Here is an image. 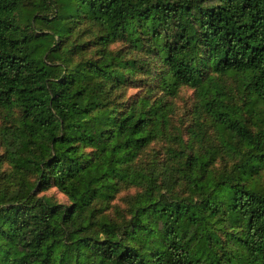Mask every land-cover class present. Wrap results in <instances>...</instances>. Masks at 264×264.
<instances>
[{"label": "trees", "instance_id": "obj_1", "mask_svg": "<svg viewBox=\"0 0 264 264\" xmlns=\"http://www.w3.org/2000/svg\"><path fill=\"white\" fill-rule=\"evenodd\" d=\"M0 121V264H264V0H0Z\"/></svg>", "mask_w": 264, "mask_h": 264}, {"label": "rangeland", "instance_id": "obj_2", "mask_svg": "<svg viewBox=\"0 0 264 264\" xmlns=\"http://www.w3.org/2000/svg\"><path fill=\"white\" fill-rule=\"evenodd\" d=\"M120 47L121 45L119 44L117 46L115 45L113 48ZM216 82L221 87H223L224 91L228 94L229 98H231L232 101H238L240 96L235 99V92L238 88V79L234 75L217 78ZM138 93L140 92L135 90L130 94L136 95ZM168 103L172 106L173 109L170 113V122L167 125L164 134L160 136L158 140L153 142L150 148L147 149L146 153L142 157V160H156L157 162H163L169 159V153L172 150H187L189 147L190 149H192L193 146L191 145L190 140L191 131H198V128L195 126V122L197 121L202 124L204 132L211 142L218 143V141H221L223 134L217 131V129L214 127V124H212L209 118L201 114V99L197 94L196 89L191 87H183L177 96L168 99ZM193 140L194 138L192 139V141ZM198 147L201 148V145L196 146V148ZM228 163V157L225 154H221L216 158L213 168H226V165ZM133 192L134 191H132L131 193ZM126 195L127 193H124L120 196V198H123ZM59 199L61 202L67 201L66 198L62 195H59Z\"/></svg>", "mask_w": 264, "mask_h": 264}]
</instances>
